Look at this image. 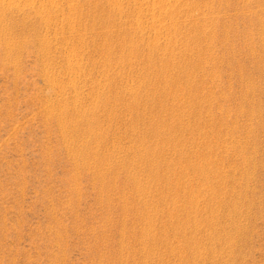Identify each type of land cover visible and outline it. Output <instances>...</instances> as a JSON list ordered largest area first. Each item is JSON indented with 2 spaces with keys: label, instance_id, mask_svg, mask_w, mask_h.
<instances>
[{
  "label": "rangeland",
  "instance_id": "374dc122",
  "mask_svg": "<svg viewBox=\"0 0 264 264\" xmlns=\"http://www.w3.org/2000/svg\"><path fill=\"white\" fill-rule=\"evenodd\" d=\"M0 264H264V0H0Z\"/></svg>",
  "mask_w": 264,
  "mask_h": 264
},
{
  "label": "bare ground",
  "instance_id": "6f19581e",
  "mask_svg": "<svg viewBox=\"0 0 264 264\" xmlns=\"http://www.w3.org/2000/svg\"><path fill=\"white\" fill-rule=\"evenodd\" d=\"M63 111V110H62ZM64 112V111H63ZM76 112V111H75ZM77 114V113H76ZM75 113L73 114V115H76ZM80 115V114H79ZM83 116V115H82ZM78 117V116H77ZM92 130V129H91ZM77 150V149H76ZM141 158H143V157H141ZM149 158V157H148ZM145 159V158H144ZM147 160V159H146Z\"/></svg>",
  "mask_w": 264,
  "mask_h": 264
}]
</instances>
